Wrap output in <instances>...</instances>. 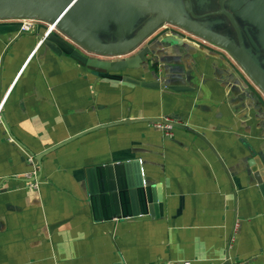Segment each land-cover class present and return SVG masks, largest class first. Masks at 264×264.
Returning a JSON list of instances; mask_svg holds the SVG:
<instances>
[{
    "label": "crops",
    "instance_id": "crops-1",
    "mask_svg": "<svg viewBox=\"0 0 264 264\" xmlns=\"http://www.w3.org/2000/svg\"><path fill=\"white\" fill-rule=\"evenodd\" d=\"M247 1L264 15V0ZM136 2L76 0L74 22L98 41L122 42L148 20L139 24ZM226 8L241 21L236 0ZM16 25L0 24V264H264V186L249 165L255 156L264 164V95L228 53L163 27L144 43L156 46L154 64L123 73L139 82L100 78L42 41L41 27L21 36ZM250 31L255 47H246L264 71V25ZM171 35L181 43H164ZM147 118L205 139L137 122L37 161L98 126ZM135 161L143 191L125 187L123 210L140 214L95 216L91 190L101 191V178L111 185L97 168L122 163L125 177Z\"/></svg>",
    "mask_w": 264,
    "mask_h": 264
},
{
    "label": "water",
    "instance_id": "water-1",
    "mask_svg": "<svg viewBox=\"0 0 264 264\" xmlns=\"http://www.w3.org/2000/svg\"><path fill=\"white\" fill-rule=\"evenodd\" d=\"M206 1L209 0H196V4L202 6L199 9L204 10L209 8L206 7ZM226 1L227 0H219V10L217 11L196 14L194 8L195 6L197 7V5L194 4V0H154L153 3L156 5V13L154 16L149 18L135 35L118 43H105L98 41L90 36V34L81 30L77 24L68 18L69 12L78 5L76 0H52V2H49L51 5L41 0H34L33 2H0V19L26 17L42 20L47 24V26L41 27L38 30V36L40 39H43L42 41H44L46 38L49 40V36L58 37L53 33L55 30L60 35L69 41H72L77 46H80L85 51L99 56V58H89L77 52L76 50L75 51L81 57V59L78 60L72 55V57L75 58L80 65L93 71L100 78L111 77L124 81L131 80L136 82H139V80L123 73L127 72V70L141 69L143 66H152L154 63L150 56L154 55L153 51L154 47L156 46H144V43L160 28L164 27L165 29H168L167 26H170L175 29L172 30L175 33H179L180 35H188L193 38H199L205 43L224 50L238 64V66L241 68L244 74L248 76L256 88L264 95V71L260 68L258 61L252 55L251 48H246L235 15L225 7ZM236 1L238 7H240V5L242 7L246 6L245 0L242 2H239L238 0ZM57 2H62L61 11H58L57 8L54 7L56 6L55 3ZM159 2L162 3L161 5H166L168 4L167 2H170L173 8H165L162 6L158 7ZM197 8L195 9L197 10ZM167 10L177 13L170 14ZM250 10L251 11L243 9L241 13L242 16L246 17L245 15L250 14L251 16L255 17L258 22H261L264 25V15L257 5L253 3ZM218 15H223L229 20L237 33V43L202 23L203 20ZM243 21L245 22L246 18H244ZM13 30L19 31L21 36L26 35L25 32H22V26L20 25L14 26ZM247 37L250 42H252V35L248 34ZM173 41L177 42L178 44L181 43V41L176 39L173 35H171V38L168 37L167 39L163 40L164 43ZM252 44L253 47H255L254 43ZM156 45H158V42H156ZM65 53L69 54L67 52ZM137 122L164 124L171 128L185 130L195 134L201 139H205L192 128L164 118L124 120L112 124L101 125L92 130L84 132L67 142L51 148L44 154H41L37 157V161L40 162L43 156L59 149L68 142L82 137L85 134L106 129L112 126ZM132 164L135 167L129 171H125L127 172V174L125 173V177L123 176L121 169L125 165L122 163L97 168L100 173H102L103 170L107 171L109 177L108 180L110 181L109 183L111 185L109 186V189H107L105 184L106 182H104V179L101 178V191L98 193L91 190L90 200L95 216L100 215V210H104L106 215H108L109 211H111V216L107 217L112 218L128 217L140 214L137 206H135L136 209L132 213H128L123 210V206L125 204L123 199L125 187L127 188L130 186L129 188L133 190L141 189V191H143L144 180L142 179V169L139 167V161L132 162ZM249 165L251 172L254 174L256 182L260 186H264V164L261 158L259 156L253 157L249 161ZM126 177L127 181L124 179Z\"/></svg>",
    "mask_w": 264,
    "mask_h": 264
},
{
    "label": "rangeland",
    "instance_id": "rangeland-1",
    "mask_svg": "<svg viewBox=\"0 0 264 264\" xmlns=\"http://www.w3.org/2000/svg\"><path fill=\"white\" fill-rule=\"evenodd\" d=\"M18 1L19 2H33L34 0H0V2H18ZM41 1H45L46 3L52 2V0H41ZM238 1L242 2L243 0H238ZM153 2H154V0H141V2H136V6H134V8H141L144 10L141 13V15L139 16V24H141L143 21L153 17L154 14L156 13V10H155L156 5ZM167 3L168 4L161 5V6L165 7V8H170V7L173 8V6L171 5L170 2H167ZM55 5L57 6L58 4L55 3ZM77 7L78 6H75L68 14V18H70V20L73 22H74V16L77 17V14L79 13L78 11H76ZM217 10H219L218 3L215 4V6L211 5L209 8L204 9V10L197 8V10L195 12H196V14H202L206 11H217ZM92 18H94V17H92ZM239 18L240 17H238V19ZM5 23H15V24L20 25V26H33L34 30H36V28L47 26L46 22H44L42 20H39L37 18H26V17H24V18L0 19V24H5ZM202 23L208 27H211L212 29H214L215 31H217L223 35L230 36V37L234 36L236 38L235 33H234V28L232 27L229 20L223 15L210 17L206 20H203ZM167 28L169 30H175L173 27H170V26H167ZM80 29L85 30V31L88 30L87 28L85 29L82 27H80ZM53 33L56 36H60V34L57 31H54ZM62 38H63V40H65V42L70 44L75 50H77L79 53L83 54L84 56H87L89 58H99V56L93 55V54L85 51L80 46H77L76 44H74L72 41H69L65 37H62Z\"/></svg>",
    "mask_w": 264,
    "mask_h": 264
},
{
    "label": "flooded vegetation",
    "instance_id": "flooded-vegetation-1",
    "mask_svg": "<svg viewBox=\"0 0 264 264\" xmlns=\"http://www.w3.org/2000/svg\"><path fill=\"white\" fill-rule=\"evenodd\" d=\"M195 1L196 0H194V4H195ZM245 2H246V0H245ZM252 4L253 3H250V1H247L246 2V6H244V9H246V10H248V11H251L250 9H251V6H252ZM218 5H219V0H218ZM225 7H226V2H225ZM227 9V8H226ZM228 10V9H227ZM194 11H196V9L194 8ZM207 12H210V11H206V12H204V13H207ZM231 12V11H230ZM233 13V12H232ZM242 13V12H241ZM235 15V14H234ZM246 17H244V16H242V14H241V21L239 20V19H237V16L235 15V17H236V20H237V22H238V25H239V28H240V31H241V34H242V36H243V40H244V43H245V46L246 45H248L247 47H251V45H253L251 42H250V40L248 39V37H247V35L248 34H251V31H250V29H252L253 28V25L256 23V22H258L257 21V19L255 18V17H253V16H251L250 14H247V15H245ZM244 18H246V21L244 22L243 21V19ZM252 21H253V23H252ZM252 23V24H250V23ZM233 27V26H232ZM217 32V31H216ZM234 33H235V36H236V38L233 36H227L229 39H231L232 41H234L235 43H237V33H236V31L234 30ZM226 36V35H225ZM246 47V48H247ZM252 49L254 50V47L252 46Z\"/></svg>",
    "mask_w": 264,
    "mask_h": 264
},
{
    "label": "trees",
    "instance_id": "trees-1",
    "mask_svg": "<svg viewBox=\"0 0 264 264\" xmlns=\"http://www.w3.org/2000/svg\"><path fill=\"white\" fill-rule=\"evenodd\" d=\"M0 30L1 31L5 30V28H0ZM49 40H51L54 43V45L58 48V50L63 51V52H67L70 55H73L78 60L81 59V57L77 54V52L74 50V48L70 44L65 42L64 40H62L58 37H55V36H49Z\"/></svg>",
    "mask_w": 264,
    "mask_h": 264
},
{
    "label": "built area",
    "instance_id": "built-area-1",
    "mask_svg": "<svg viewBox=\"0 0 264 264\" xmlns=\"http://www.w3.org/2000/svg\"><path fill=\"white\" fill-rule=\"evenodd\" d=\"M22 31L23 32H33L34 28H33V26H22ZM3 105H4V100L0 101V116H1V113H2ZM166 128H170V127L166 126ZM182 264H190V263L186 262V263H182Z\"/></svg>",
    "mask_w": 264,
    "mask_h": 264
},
{
    "label": "bare ground",
    "instance_id": "bare-ground-1",
    "mask_svg": "<svg viewBox=\"0 0 264 264\" xmlns=\"http://www.w3.org/2000/svg\"><path fill=\"white\" fill-rule=\"evenodd\" d=\"M161 4H162V3L159 2L158 7H161ZM167 11H168V10H167ZM168 13H170V14H171V13H174V14H176L177 12H170V11H168Z\"/></svg>",
    "mask_w": 264,
    "mask_h": 264
}]
</instances>
